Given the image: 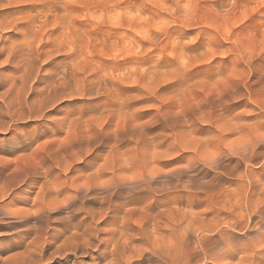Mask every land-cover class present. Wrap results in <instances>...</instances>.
Returning <instances> with one entry per match:
<instances>
[{"label": "rangeland", "instance_id": "374dc122", "mask_svg": "<svg viewBox=\"0 0 264 264\" xmlns=\"http://www.w3.org/2000/svg\"><path fill=\"white\" fill-rule=\"evenodd\" d=\"M46 1L57 7L55 14L60 18L56 28L57 32L66 33L69 30V24L65 19L69 16L70 9L63 11L61 6L66 4L77 9L71 13V16L75 18L76 26H78L77 35L74 39L77 46L75 52L78 58L71 61L68 66L71 67L77 61L80 62L79 73L84 79L83 89L81 94L75 97H63L46 105L36 103L30 111L29 109L26 111V116L45 115L58 105V110L61 113H72L67 118L79 117V136L73 135L71 137L72 134L66 136L65 131L68 129L65 124L62 129L55 130L51 134L45 132L43 139L36 143L30 145L15 144L11 154L0 153V205L10 202L11 210L21 208V212L25 211L26 213V210H29V216L25 213L24 215L32 220L33 224L36 219L32 209L29 208L31 198L39 191L41 183L59 174L54 161L56 157L61 155L60 152L62 153L64 148L67 147L68 149L67 154L70 155L68 161L70 160L72 166L85 168L83 172L86 170L85 172L88 174L93 168L86 165V162L96 154L99 155V158L94 161L95 165L102 163L104 156L109 153V149L114 145L119 152L132 150L133 147L131 146L133 145L122 138L126 136L125 130L137 126L143 127L142 136L146 141V147L143 151L146 154L149 153L151 150L149 148L153 144L161 142L156 150L164 154L159 165L162 172L181 165L184 166L185 170L181 176V181L192 178L194 183H199L202 180L211 181L218 171L223 181L220 184V189L231 188L233 177L224 175L220 169L215 167H207L200 160H190L189 158L194 152L193 149H181L180 146H192L195 140L209 137L208 141L199 145L198 153L207 154L212 151V143H216V140L211 136L214 128L211 124L202 123L199 120L205 109L203 105L206 98L209 103L211 102L213 118L218 119L217 116L220 114L226 116L224 119L238 115L242 118L239 121L241 124L251 125L249 130L258 129L256 123L250 119L251 117L243 114L250 110V106L255 112L258 110L256 103L264 101V74L261 82H256L257 77L264 73V46L262 47L261 33V30L264 29V6H262L264 0ZM90 21L93 22V25ZM90 30H92L91 35L88 33ZM71 39L68 38V40ZM230 46H235L234 53L230 51ZM190 47L192 49H189ZM66 50L55 53L50 59H55L54 62L61 61L67 56V52L71 51L70 45ZM84 52H94L98 59L93 71L82 64ZM254 54L256 57L250 64L238 59L240 56H253ZM114 62L119 64V70L110 72L108 70L109 65ZM41 64L43 63L39 59L35 61L34 65L40 66ZM53 64L45 66L46 70L52 68ZM118 75L123 79L122 82L117 80ZM57 78L59 76L55 77V79ZM182 78H186L187 81L174 88L178 93L177 96H174L171 89L166 86ZM190 78L192 82H189ZM249 82H253V84L248 88L245 84ZM186 86L190 87L186 88ZM225 97L228 98L227 102H225ZM202 103L203 105H201ZM104 104H112L116 107L129 104L131 106L120 111L104 110L102 106ZM2 122H5L6 125L12 123L7 117H3ZM168 125L169 127L179 126L183 129L195 127L197 130L191 136L193 139L190 141L188 137L185 143L179 139L169 138L172 130ZM247 131L245 128L241 135ZM119 132L118 137L121 140L119 139V143H117L114 138L115 134ZM5 134L3 130L0 131V135ZM238 135V133L228 135L226 142L235 139ZM68 137L73 139L68 141ZM61 139L67 141L64 143ZM67 142L69 144L71 142L73 146ZM177 146L179 151H176ZM59 148H62L60 152L58 151ZM80 150L84 151L80 153V157L72 159L73 155H77ZM53 151H57L56 154L59 155L55 156ZM29 153L32 160L29 158ZM19 154L28 157L23 158ZM52 155L54 157H50ZM124 157L119 162H125L124 159L129 162V159ZM226 157L222 156L223 163L221 166L234 168L232 172L240 174L244 165L238 163L234 156ZM232 157L234 159H231ZM17 158L18 160H16ZM28 158L32 163L28 161ZM24 159L26 160L24 161ZM16 163L20 165L18 166L19 169L17 167L18 171L15 169ZM146 165L147 168L151 167L148 163ZM11 168L12 170H10ZM13 168L17 173L14 172ZM201 168H204L209 175H198ZM116 169L119 170V168ZM7 170L10 171L8 172L10 174L7 173ZM45 171H48L47 177L44 175ZM28 175L31 177L29 178ZM18 180L19 183H17ZM19 194L25 195L27 202H12V200H16ZM60 196H58L59 199L62 197ZM125 196L122 194L116 200L125 202L127 200ZM143 197L140 198V201L142 200V204L145 205L158 198L155 195H143ZM152 198L154 199L152 200ZM181 201L179 208L188 205L190 209L192 208L191 211L195 213L201 212L202 208L204 210L206 205V202ZM60 210L61 213L64 211L63 208ZM21 214L17 216H24ZM12 227L17 228L19 225H0V231H7ZM57 228L56 223L49 222L48 234L54 233ZM28 231L32 232L33 230L29 229ZM14 239L3 238V243L0 244V255H6L3 253V248H7ZM22 244L23 241H18L16 248ZM76 260L83 263L89 262L87 257H79Z\"/></svg>", "mask_w": 264, "mask_h": 264}, {"label": "bare ground", "instance_id": "6f19581e", "mask_svg": "<svg viewBox=\"0 0 264 264\" xmlns=\"http://www.w3.org/2000/svg\"><path fill=\"white\" fill-rule=\"evenodd\" d=\"M61 8L63 11L70 9L69 16L65 19L69 24V30L66 33L57 32L56 28L60 18L55 14L57 7L53 4L50 5L49 1L0 0V46L5 49V51L0 52V131L8 126L5 122H2L3 117L9 118L13 122L25 117L26 111L28 109L30 111L36 103L46 105L63 97H75L81 94L84 79L79 73L80 62L77 61L71 67L68 66L71 61L78 58L75 52L77 46L74 40L78 26H76L75 18L71 16V13L77 11V9L66 4H63ZM90 23L93 25V22L90 21ZM50 27L52 28L50 29ZM88 33L91 35L92 30ZM261 33L263 47L264 29L261 30ZM68 38L72 39L68 40ZM227 40H230V38H227ZM69 45L71 51L67 52V56L61 61L54 62L55 59H50L57 52L67 51ZM234 47H229L232 53H234ZM189 49H192V47ZM255 57L256 54L253 56H240L238 59L250 64ZM82 58V64L93 71L95 64L98 62L94 52H84ZM39 59L43 64L35 66V61ZM51 64H53L52 68L46 70L45 66ZM108 70L110 72L118 71L119 64L115 62L110 64ZM263 74L257 77L256 82H261ZM57 76L59 78L55 79ZM117 80L123 81L119 75ZM186 81V78H182L166 87L171 89L174 96H177L178 93L174 88L181 86ZM189 82H192L191 78ZM252 84L253 82H249L245 86L249 88ZM189 87L186 86V88ZM193 87L195 88V86ZM210 104L211 102L209 103L207 98L204 100V105L201 104L205 109L203 113L201 112L202 115L199 116V120L202 123L211 124L214 128L213 132L217 129H225L224 136L226 138L228 135L238 133L239 135L229 142L224 139L223 145L228 153L227 156L236 157L237 162L244 165L240 174L232 172L230 175H226L233 177L232 187L218 190L217 194L212 197V200L222 205L216 210L217 214L210 215L206 211L207 203L204 210L202 208L201 212L195 213L191 211L192 208L190 209L188 205L179 208L180 201L169 200L157 194L158 189L180 187L193 181L192 178L181 181V176L185 171L184 166L181 165L162 172L159 165L164 154L156 150L161 142L153 144L149 148L151 149L149 153L146 154L143 151L146 147V141L142 136L143 127L137 126L125 130V133L123 132L126 136L122 139L133 145L131 146L133 147L132 150L119 152L115 145H111L113 147L104 156L102 163L94 164V161L99 158L98 154L86 162V165L93 168L88 174H86V170L83 172L85 168L72 166L70 160L68 161L70 155L67 154V147L64 148L62 153L60 152L62 148L58 149L60 156L56 154L57 151H53L55 156H58L53 161L59 174L45 180L44 183L40 184L41 186L36 195L33 193L35 196L33 195L29 204V208L32 209L36 219L30 228L33 231H26L23 235L15 237L7 248H3V253H6L7 256L0 255V264H69L70 262L76 264L74 261H77L76 259L79 257L89 258L87 263H83V259L82 264H115L114 251H117L118 255L128 258L126 264H147L145 258L148 255L156 256L168 251L169 246L175 242L176 238L180 239L183 246L207 243L212 236L216 235L215 229L230 222L232 213L228 209L232 207L234 201L238 202V205L233 208V211L244 209L251 202L258 213L264 208V202H262L264 201V164H260L255 160L246 164L244 157L248 155L253 147L257 151L264 147V143L259 138L260 133L264 131V126L260 127L259 124H256L258 129L255 130H249L251 128L247 127L248 131L241 135V132L245 129L244 125H247L239 122L242 118L235 115L224 119L226 116L220 114L217 116L218 119H215ZM57 106H54V108ZM102 106L104 110L120 111L124 108H130L131 105L116 107L112 104H104ZM256 106L257 108L264 107V101L256 103ZM246 112H254L253 107L250 106V110ZM78 125L79 117L67 118L66 128L68 130L65 131V135L79 136ZM169 128L172 130L169 138L179 139V141L185 143L187 142L185 140H188L186 138L189 137L190 141L193 139L191 136L197 130H195V127L183 129L179 126H170ZM119 134L120 132L115 134L114 138L117 143L120 139ZM208 138L195 140L192 146L184 147L180 144L179 146L182 147L181 149H193L194 152L189 158L190 160H200L202 163L212 165V167L220 169L224 173V169L229 166H225L226 168L221 166L223 155L218 153L217 148L213 146L214 143H212L213 149L211 152L207 154L198 153L199 145L208 141ZM69 139L73 138L68 137V141ZM61 141L65 143L67 140L63 141L61 139ZM217 142H220L218 138L216 139ZM67 143L69 144V142ZM69 145L73 146L71 142ZM83 152L80 150L77 155H73L72 159ZM28 155L32 160L31 154ZM19 156L23 157L20 154ZM25 156L27 155H24L23 158L28 157ZM124 156L129 159V162H127V159H124L125 162H119ZM254 161L257 164H254ZM146 163L151 167L147 168ZM18 164L16 168L13 166L17 171L18 166H20ZM225 164L227 163L225 162ZM116 168H119V170ZM8 172L10 171L7 170ZM11 173L13 174L12 171ZM44 175L47 177L48 171H45ZM241 176L244 179H240ZM19 180L16 182L19 183ZM28 184L30 183L28 182ZM122 194L126 195L127 200L118 202V197ZM143 195H155L158 198H152L154 200L145 205L142 204V200L140 201ZM14 201L27 202V197L19 194L16 200H12V202ZM9 203H4V205L2 203L0 210L16 216L21 213L29 216V210H26L27 213L25 211L21 212V208L19 209L21 213L18 212V209H16L18 211L11 210ZM62 208L64 211L61 213L60 209ZM12 209L15 208L12 207ZM256 218V213H253L250 219L255 220ZM49 222L58 225L57 230H54L55 232L53 231L54 233L51 234H48L47 231ZM54 227L53 229H55ZM18 241H23V244L21 246L17 245L19 248H16ZM231 264H242V256L234 257Z\"/></svg>", "mask_w": 264, "mask_h": 264}, {"label": "clouds", "instance_id": "9594fccd", "mask_svg": "<svg viewBox=\"0 0 264 264\" xmlns=\"http://www.w3.org/2000/svg\"><path fill=\"white\" fill-rule=\"evenodd\" d=\"M3 51L5 49L0 46V52ZM227 100L228 98L225 97V102ZM70 115L72 113H61L57 106L42 116L31 115L22 117L18 121L14 120L3 129L6 134L0 135L4 138L0 142H11L16 145L36 143L43 139L45 132L51 134L55 130L62 129ZM243 115L251 117L256 124L264 126V107H259L255 112H248ZM250 126L244 125L245 128ZM224 132L225 129H217L211 133V136L214 140L219 139L220 142L214 143L213 146L217 148L220 155L226 157L228 153L223 145V140L226 139ZM259 138L264 143V131L260 133ZM176 151H179L178 146ZM244 160L246 164L253 160L264 164V147H261L259 151L253 147L244 157ZM207 167L211 168L212 165H207ZM231 173L232 169L226 168L224 175ZM198 175L208 176L209 173L201 168ZM220 176L221 174L217 171L211 181L202 180L199 183H186L180 187L158 189L157 194L174 201L206 202V211L210 215L217 214L216 210L222 205L212 200V197L217 194L218 190H222L220 184L223 181ZM240 179H244V177L241 176ZM237 205L238 202L234 201L232 207H229L228 211L232 213L230 222L215 229L216 235L212 236L207 243L183 246L180 239L176 238L175 242L169 246L168 251L156 256L148 255L145 258L147 264H231L236 256H242V264H264V208L257 213L256 207L249 202L246 208L233 211ZM253 213H256L257 218L255 220L250 219ZM0 225H19L18 228L12 227L10 230L0 231V238H15L23 235L31 228L32 220L26 215L16 216L0 210ZM205 250H207L206 254ZM113 258L115 264H126L128 259L123 255H118L117 251L113 252ZM76 264H82V261L77 260Z\"/></svg>", "mask_w": 264, "mask_h": 264}, {"label": "snow or ice", "instance_id": "6c2138e0", "mask_svg": "<svg viewBox=\"0 0 264 264\" xmlns=\"http://www.w3.org/2000/svg\"><path fill=\"white\" fill-rule=\"evenodd\" d=\"M4 138L0 137V140H3ZM15 144L8 142V143H3L0 142V153H6V154H11V150L14 147ZM3 243V238H0V244Z\"/></svg>", "mask_w": 264, "mask_h": 264}]
</instances>
